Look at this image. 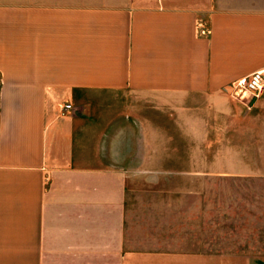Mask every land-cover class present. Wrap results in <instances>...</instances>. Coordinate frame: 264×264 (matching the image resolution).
Listing matches in <instances>:
<instances>
[{"label":"crops","instance_id":"obj_1","mask_svg":"<svg viewBox=\"0 0 264 264\" xmlns=\"http://www.w3.org/2000/svg\"><path fill=\"white\" fill-rule=\"evenodd\" d=\"M257 71L264 0H0V264H264V210L214 188L264 183V87L226 94ZM158 95L213 109L187 182L152 163Z\"/></svg>","mask_w":264,"mask_h":264},{"label":"rangeland","instance_id":"obj_2","mask_svg":"<svg viewBox=\"0 0 264 264\" xmlns=\"http://www.w3.org/2000/svg\"><path fill=\"white\" fill-rule=\"evenodd\" d=\"M228 98L232 101L243 105L245 108L251 106L252 102L246 99L236 100L232 99L228 93ZM135 100V98H132ZM140 104H135V111H140L145 116H155L156 128H155V140L157 142V154L152 156L153 162L158 166V178L159 182H187L188 177L182 175V125L186 116L195 114H213V109L208 107L203 99L197 97L184 98L183 100L175 97L157 96L156 98H142ZM147 101V104L144 102ZM197 123L191 124V130L196 127ZM173 127V128H172ZM196 130V129H195ZM191 138L185 141V147L189 148L192 152V148L197 144V131H191ZM205 137H211L205 134ZM195 138V139H194ZM209 160H212L209 159ZM198 161V156L190 153L189 163L190 170L192 166ZM196 171H191L189 182H199ZM193 174V175H192ZM187 178V179H185ZM203 178V177H202ZM200 182H215L210 177H204ZM214 188L219 189L222 196V202L234 203L237 201V210L250 209L256 213L260 209L264 210V205L261 204V196L264 195V183L257 182H242L229 184L228 182H217ZM236 194V198H230V196ZM225 195V196H224ZM227 195V196H226ZM233 210L235 209L234 204ZM260 223V220L254 222L256 225ZM261 228L259 225L254 228V231H259ZM253 231V229L251 228ZM253 231V232H254ZM248 253H262L264 249L248 245ZM262 246V245H260Z\"/></svg>","mask_w":264,"mask_h":264},{"label":"built area","instance_id":"obj_3","mask_svg":"<svg viewBox=\"0 0 264 264\" xmlns=\"http://www.w3.org/2000/svg\"><path fill=\"white\" fill-rule=\"evenodd\" d=\"M264 87V71H257L242 77L228 86L227 93L232 99L254 101L259 97ZM71 108L70 104L61 106L60 116Z\"/></svg>","mask_w":264,"mask_h":264}]
</instances>
